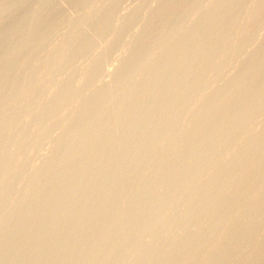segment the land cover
<instances>
[{
  "label": "rangeland",
  "instance_id": "obj_1",
  "mask_svg": "<svg viewBox=\"0 0 264 264\" xmlns=\"http://www.w3.org/2000/svg\"><path fill=\"white\" fill-rule=\"evenodd\" d=\"M113 1L0 0V173L20 161L0 177V194L40 165L26 189L0 202V264H264V0ZM118 29L127 32L120 45ZM215 35L223 39L187 48ZM190 60L207 73L191 69L183 87ZM146 80L153 88L179 81L190 93L157 96ZM135 89L140 97L130 98ZM152 100L168 106L148 113ZM82 113L79 122L72 116ZM47 178L55 183L44 187ZM57 195L37 214L39 201Z\"/></svg>",
  "mask_w": 264,
  "mask_h": 264
},
{
  "label": "bare ground",
  "instance_id": "obj_2",
  "mask_svg": "<svg viewBox=\"0 0 264 264\" xmlns=\"http://www.w3.org/2000/svg\"><path fill=\"white\" fill-rule=\"evenodd\" d=\"M114 1H115V0H114ZM114 1H113V2H114ZM117 1H118V0H117ZM158 1H159V0H158ZM212 1H213V0H212ZM216 1H218V0H216ZM216 1H214V2H216ZM221 1H222V0H221ZM229 1H230V0H229ZM229 1L227 2L228 4H229ZM95 2H96V1H95ZM97 2H99V1H97ZM97 2H96V3H97ZM115 2H116V1H115ZM115 2H114V4H115ZM119 2L121 3L122 1L119 0ZM132 2H133V1H132ZM132 2H131V3H132ZM149 2H151V0H150ZM222 2H225V1L223 0ZM222 2H221V3H222ZM93 3H94V2H93ZM116 3H117V2H116ZM133 3H134V2H133ZM140 3H141V2H140ZM145 3H146V2H145ZM158 3H159V2H158ZM227 3H226V4H227ZM109 4H110V3H108V5H109ZM118 4H119V3H118ZM123 4H124V3H123ZM143 4H144V3H143ZM147 4H148V3H147ZM226 4H225V6H227ZM110 5H111V4H110ZM115 5H116V4H115ZM222 5H223V3H222ZM99 6H100V5H99ZM112 6H113V4L111 5V9H112ZM116 6H117V5H116ZM136 6H137V4H136ZM141 6H142V5H141ZM141 6H138V8L141 7ZM145 6H146V5H145ZM149 6H150V5H149ZM201 6H202V5H201ZM223 6H224V5H223ZM228 6H229V5H228ZM97 7H98V6H97ZM113 7H114V6H113ZM126 7H127V6H126ZM126 7H124V8H126ZM108 8H109V6H108ZM87 9H90V8H87ZM129 9H130V8H129ZM129 9H128V11H129ZM132 9H133V8H131V11L133 12ZM134 9H135V8H134ZM144 9H145V8H144ZM104 10H105V9H104ZM109 11H110V9H109ZM109 11L107 12V10H106V12H105V11H104V12H105V13H109ZM112 11H113V10H112ZM110 13H112V12H110ZM211 13H212V12H210V14H211ZM126 14H127V13H126ZM189 14H190V13H189ZM208 14H209V13H208ZM208 14H206V15H208ZM210 14H209V17H208V16H205V18H206V19H207V18H212L211 15H212L213 13H212L211 15H210ZM184 15L186 16V14H184ZM184 15H183V18H184ZM213 15H214V14H213ZM104 16H105V18H106V15H104ZM123 16H124V15H123ZM144 16H145V15H144ZM189 16H190V15H189ZM191 16H192V15H191ZM191 16H190V17H191ZM210 16H211V17H210ZM102 17H103V16H102ZM225 18H226V17H225ZM145 19H146V18H145ZM185 19H186V18H185ZM185 19H184L183 22H185ZM203 19H204V18H203ZM222 19H223V18L220 19L221 21L219 20V21H220L219 24H222V23H221V22H222ZM226 19H227V18H226ZM99 20H102V19H99ZM187 20H188V18L186 19V23H187V25H188ZM190 20H191V19H190ZM204 20H205V19H204ZM204 20L202 21V24L205 23ZM208 20H209V19H208ZM208 20H207V21H208ZM210 20H211V19H210ZM97 21H98V20H97ZM103 21H104V20H103ZM149 21H152V20H150V19L148 18V19H146L145 21H142V22H144V23H143V27H144V25H145L147 22L149 23ZM188 21H189V20H188ZM219 21H218V22H219ZM190 22H191V21H190ZM193 22H195V20H194ZM196 22H197V20H196ZM27 23H29V22H27ZM97 23H99V22H97ZM104 23H105V22H104ZM104 23H103V22H102V24L99 23L100 25L94 23L93 25L96 24L97 26H100V28H101V26H103V28H104V25H105ZM186 23H185V25H186ZM191 23H192V22H191ZM191 23H189V25H190ZM22 24H23V23H22ZM24 24H25V22H24ZM181 24H182V22H181ZM181 24H180V25H181ZM192 24H194V23H192ZM91 25H92V24H91ZM106 25H107V24H106ZM106 25H105V26H106ZM180 25H179V26H180ZM203 25H204V24H203ZM19 26H20V25H19ZM125 26H126V24H125ZM127 26L129 27V24H128ZM127 26H126V27H127ZM134 26H135V25H134ZM141 26H142V25H141ZM145 26L147 27V25H145ZM179 26H178L177 28H179ZM181 26H184V25H181ZM21 27H23V25H22ZM41 27H42V26H41ZM132 27H133V26H132ZM19 28H20V27H18L17 30H19ZM42 28H43V27H42ZM121 28H122V27H121ZM140 28H141L140 30L142 31V34H143L142 27H140ZM144 28H145V27H144ZM91 29H92V28H91ZM105 29H106V27H105ZM122 29H124V28H122ZM122 29H120L121 32H120V30L118 29L119 32L116 34V35H117V36H116V39H117V40L115 39L116 42L119 41V42H118L119 45H120V41L123 42V39H124V38H121V36H126L125 34L127 33V32H125L126 29H125L124 32H122ZM129 29H130V27H129ZM129 29H128V31H129ZM133 29H134V28H133ZM17 30H14V33H13V31H12L13 34L10 33L9 36L6 37V38H9V39L11 40V37H12V39H13V37H14L15 34H16L15 32H17ZM92 30H93V29H92ZM97 30H98V29H97ZM171 30H173V29H170V32H169V30H167V32L165 31L166 33H164V34L161 36V39L165 38L168 32L171 33ZM174 30H175V28H174ZM174 30H173V31H174ZM176 30H177V29H176ZM136 31H137V30H136ZM136 31L133 32L134 35H137V34L140 35V34H141V32H140L139 30H138V33H136ZM243 31H244V30H241L239 33H242ZM18 32H19V31H18ZM18 32H17V33H18ZM139 32H140V33H139ZM110 33H111V32H110ZM114 33H115V31H114ZM169 33H168V34H169ZM236 33H237V32H236ZM236 33H235V34H236ZM16 35H17V34H16ZM109 35H110V34H109ZM130 35L132 36V34H130ZM221 35L224 36V35H226V34H221ZM237 35H238V34H237ZM74 36H75V35H74ZM74 36H73V37H74ZM110 36H111V35H110ZM113 36H114V35H113ZM128 36H129V35H128ZM167 36H168V35H167ZM218 36H219V35H218ZM223 36H219V38H218L217 35H215L216 38L214 37L213 39H211V38H207V39H206V38H204L203 36H201L200 38L197 37L196 39H195V37H194V39L191 38V39H193V40H192V41H189V42H188L187 40H185V41L188 42V43H187V48H191V47L194 48L195 46L197 47V46H199V45H201V44H204V43H206V42L217 43V41H219V39H220V41H221V37H222V39H223ZM226 36H227V35H226ZM226 36H224V38H227ZM58 38H59V37H57V39H58ZM70 38H72V37H70ZM113 38H114V37H113ZM166 38H167V37H166ZM166 38L163 39V40H166ZM44 39H45V38H44ZM44 39H43V40H44ZM67 39H69V38H67ZM88 39H89V38H88ZM125 39H126V40H125V43H126V41H127V37H126ZM128 39H129V38H128ZM6 40H7V39H6ZM45 40H46V39H45ZM55 40H56V39H55ZM59 40H60V39H59ZM59 40H58V41H59ZM70 40H71V39H70ZM188 40H189V39H188ZM58 41H57V42H58ZM60 41H61V40H60ZM72 41H73V39H72ZM85 41H86V39H85ZM85 41H84V42H85ZM181 41H182V40H181ZM181 41H179V42H181ZM185 41H184V42H185ZM88 42H89V41H88ZM93 42H94V41H93ZM95 42H97V41H95ZM59 43H60V42H59ZM61 43H63V42H61ZM82 44L87 45L88 43L86 44V42H85V43H82ZM89 44H90V43H89ZM155 44L157 45V43H155ZM182 44H183V42H182ZM113 45H114V46L111 45L113 49L109 47V51H111V50L114 51V49L116 48L115 45L117 46V44H113ZM81 46H82V45H81ZM87 46H88V45H87ZM87 46H86V48H87ZM108 46H110V44H109ZM108 46H106V47H108ZM106 47L104 48V49H105L104 51L109 52V51H107ZM119 47H120V46H119ZM119 47H118V48H119ZM185 47H186V46H185ZM84 48H85V47H84ZM151 48L155 49L156 46L151 47ZM92 49H93V48H92ZM233 49H234V48H233ZM233 49H232V50H233ZM79 50H80V49H79ZM81 50H82V49H81ZM93 50H94V49H93ZM117 50H119V49H117ZM188 50H189V49H188ZM232 50H231V51H232ZM236 50H237V48L235 49V52H236ZM241 50H242V48H240V52H241ZM102 51H103V50H102ZM104 51H103V52H104ZM231 51H230V53H232ZM242 51H243V50H242ZM247 51H248V50H247ZM78 52H79V51H78ZM83 52H84V51H83ZM89 52H90V51H89ZM89 52H88V53H89ZM103 52H102V53H103ZM235 52H234V53H235ZM249 52H251V51H249ZM76 53H77V52H76ZM76 53H75V54H76ZM100 53H101V52H100ZM136 53H137V54L133 53V55H130L129 57H126L125 61L127 62V61H129V60H137V59L140 58L141 55L143 54V52H141L140 54H139V52H136ZM209 53H211V52H209ZM209 53H208V54H209ZM214 53H215V52H214ZM216 53H217V52H216ZM237 53H238V50H237ZM75 54H74V55H75ZM78 54H79V53H78ZM78 54H76V56H77ZM204 54H205V53H204ZM206 54H207V53H206ZM211 54H213V53H211ZM217 54H218V53H217ZM235 54H236V53H235ZM240 54H241V53H240ZM246 54H247V53H246ZM251 54L254 55V53H251ZM19 55H20V53H19ZM69 55H70V54H69ZM69 55H68V56H69ZM209 55H210V54H209ZM214 55H215V54H214ZM263 55H264V54H263ZM15 56H16L15 58H18V57H17L18 54H16ZM206 56H207V55H206ZM206 56H205V55L203 56V54H202V58H203V57H205V58H203V60L201 59V60H202L201 63H202L205 59H208V58H209L208 56H207L208 58H206ZM210 56H212V55H210ZM216 56H217V55H216ZM13 57H14V56H13ZM20 57H21V55H20ZM72 57H73V56H72ZM74 57H75V56H74ZM15 58H14V59H15ZM14 59H13V60H14ZM174 59H175V58H174ZM180 59H181V58H180ZM15 60H16V59H15ZM178 60H179V58H178ZM52 61H53V60H52ZM55 61H56L57 64H58V61H57L56 59H55ZM170 61H171V62L174 61V62H172V65H173V64L175 65V63L177 62V59H176V60H173V59H172V60H170ZM191 61H192V60H190L189 63H190ZM194 61H195V60H194ZM194 61H193L192 63H190L192 66H188L189 69H190V70H189V71H190L189 75L187 76V74H186V72H185V75H184L185 77L183 78V80H182V78L179 79L180 81H182V84L184 83V86H183V87H185V85L187 84V82H189V78L192 77V74H193V73H191V69H194V67H196L195 65H196L197 63H199V62H195V64H194ZM56 62H55V63H56ZM96 62H97V61H96ZM96 62L94 61L93 63L88 64L89 66L86 67L87 69L84 70V71H86V73H91V72L93 71V69H95V67H96V64H97ZM171 62H170V63H171ZM181 62H182V60H181V61L179 60V63H178V64H181ZM46 63H49V60H47ZM60 63H61V62L59 61V64H60ZM170 63H167V65H170V66L173 68L174 65L172 66ZM189 63H188V64H189ZM50 64H52V62H50ZM53 64H54V63H53ZM53 64H52V66H53ZM98 64L100 65V63H98ZM43 65H44V63H43ZM163 65H164L165 67L167 66V65H165V64H163ZM163 65H162V66H163ZM97 66H98V65H97ZM164 66H163V67H164ZM44 67H45V65H44ZM46 67H47V64H46ZM48 67H49V66H48ZM50 67H51V66H50ZM167 67H168V66H167ZM167 67H166V68H167ZM199 67H200V65H199ZM160 68H162V67H160ZM166 68H165V70H164L165 72H167V71H166ZM196 68H198V67H196ZM201 68H203V67H201ZM74 69H77V68H74ZM74 69H73V71H75ZM156 69H157V68H156ZM175 69H176V67H175ZM175 69H174V70H175ZM187 69H188V68H187ZM187 69H186V70H187ZM203 69H204V68H203ZM247 69H250V68L245 67V69H241L239 72H242V73H248L249 70H247ZM71 70H72V69H71ZM77 70H78V69H77ZM152 70H153V69H152ZM152 70H149V71H151V73L155 71L154 73L157 72V75H158V73H159V72H162L161 70H163V69H161L160 71H159V68H158V71L155 70V69H154L153 71H152ZM167 70L170 71V72L173 71V70H170L169 67L167 68ZM195 70H196V69H194L193 71H195ZM197 70H198V69H197ZM197 70H196V71H197ZM201 70H202V69H201ZM201 70H198L199 73H200V72H203V73H204V70H203V71H201ZM164 71H163V72H164ZM170 72H169V73H170ZM173 72H174V71H173ZM239 72H238V73H239ZM149 73H150V72H148V74H149ZM154 73H152V74H153L152 76H149V75H148L147 78H149V77H153V76L155 75ZM167 73H168V72H167ZM187 73H188V71H187ZM206 73H207V72H206ZM206 73H204V74H206ZM118 74H119V73L116 72V73L114 74V77H116ZM159 74H160V73H159ZM190 74H191V77H190ZM200 74H202V73H200ZM129 75H130V74H129ZM72 76L74 77V75H72ZM186 76H187V77H186ZM193 76H195V75H193ZM32 77H33V76H32ZM69 77H70V76H69ZM197 77H198V73H197V76L194 77V78L197 79ZM34 78H35V77H34ZM67 78H68V77H67ZM71 78H72V77H70V79H71ZM194 78H193V81H195ZM198 78H199V77H198ZM63 79H64V78H63ZM149 79H151V78H149ZM199 79H200V78H199ZM228 79H230V78H228ZM32 80H33V79H32ZM34 80H35V79H34ZM59 80H60V79H59ZM66 81H68V80L66 79ZM143 81H144V80H143ZM143 81H142V82H143ZM146 81H147V86L150 87L152 83L148 82L149 80H146ZM64 82H65V79H64ZM64 82H61V84H62V83L64 84ZM68 82H69V81H68ZM74 82H75V81H74ZM168 82H169V81H164V80L162 81V80H161L160 82L157 83L156 88H153V86H151V87L153 88V89H152V90H153V94H156L157 96H159L160 94L165 93V94H167L168 98H169V97H174V96H175V93H176V91H177V89H178V87H179V85H178V87H177V86H175V84H180V82L178 81V83H175V84H173V83L171 84V83H168ZM190 82H192V79H191ZM253 82H254V80H253ZM65 83H67V82H65ZM69 83H72V81H70ZM61 84H58V85H60L59 87H61V86L63 85V84H62V85H61ZM67 84H68V83H67ZM67 84H64L65 86H64V85H63V86L66 88V87H68V86H66ZM104 84H105V82H104V83H100L99 85L97 84V86L95 85L96 87H95V89H93L92 92H95V91L99 90L100 88L103 87ZM142 85H143V84H142ZM149 85H150V86H149ZM54 86H55V85H54ZM69 86H70V85H69ZM154 86H155V85H154ZM186 86H187V85H186ZM137 87H139L138 84H137ZM143 87H145V86L143 85ZM183 87H182V88H183ZM62 88H63V87H62ZM139 88H140V87H139ZM139 88H138V90H139ZM179 88H180L181 90H178V92L181 91L180 94L183 93L182 90H185V89H182L181 86H180ZM90 89H91V88H90ZM142 89L145 90L146 87H145V89H144V88H142ZM206 89H207V88H206ZM135 90H137V89H135ZM138 90H137V91H138ZM146 90H147V89H146ZM174 90H175V91H174ZM211 90H212V89H211ZM211 90H210V91H211ZM215 90H216V87H215ZM218 90H219V89H218ZM90 91H91V90H90ZM90 91H89V92H90ZM116 91H117V90H116ZM127 91H128V90H127ZM141 91H142V90L140 89V91H138V92H136V91H134V92H129L130 95H131L130 98L138 97L139 94H141ZM161 91H162V92H161ZM205 91H206V90H205ZM210 91H209V92H206V93H203V94H201V95H199V96L201 97V96H203L204 94L206 95V94H208V93H211ZM92 92H90V93H92ZM139 92H140V93H139ZM173 92H175V93H173ZM186 92H187V91H186ZM201 92H202V91H201ZM121 93H122V90H121L120 94H118V91H117L116 94L121 95ZM184 93H185V91H184ZM184 93L182 94V97H183L185 94L190 93V92H187V93H185V94H184ZM212 93H215V91L212 92ZM127 94H128V93L123 94V97H124V96H127ZM143 94H144V93H143ZM180 94H176V96L178 95V96L180 97V96H181ZM195 94H196V93H195ZM197 94H199V93H197ZM241 94H242V93H241ZM11 95H12V94H11ZM11 95H10V96H11ZM192 95H193V94L191 93V95L189 94L188 96L191 97ZM34 96H35V95H34ZM38 96H39V95H38ZM76 96H77V95H76ZM76 96H75V97L73 96V97H74V98H78V97H79V96H77V97H76ZM141 96H142V95H141ZM178 96H177V97H178ZM73 97H71V99H72ZM139 97H140V96H139ZM179 97H178V98H179ZM196 97L198 98V95H196ZM251 97H252V96H250V95H248V96H242V97L239 98V102H242V101H248V100L251 99ZM35 98H36V97H35ZM80 98H81V97H80ZM124 98H125V97H124ZM128 98H129V94H128ZM130 98H129V99H130ZM184 98H185V96L183 97V99H184ZM186 98H187V97H186ZM192 98H194V97H192ZM248 98H250V99H248ZM31 99H32V98H31ZM31 99H29L28 102H29ZM59 99H60V98H59V96H58V98L55 100V103H57V102L59 101ZM179 99H180V98H179ZM187 99L189 100V97H188ZM0 100H1V99H0ZM72 100H75V99H72ZM72 100L70 101V103L73 102ZM181 100H182V99H181ZM77 101H78V99H77ZM122 101H123V100H122ZM185 101H186V99H185ZM31 102H32V100H31ZM31 102H29L30 105H31ZM124 102H125V101H124ZM127 102H128V101H127ZM185 103H186V102H185ZM25 106H27V102H26L25 105H23V108H24ZM167 106H168V105H167V101L152 100L151 102H150V101L146 102V103L143 105V109L147 111L149 108H152V109H155V111H156V110L159 111V113H160V110H161V109L164 110L163 108H166ZM27 107H29V106H27ZM116 107H117V106H116ZM120 108H121V107H119V106H118L117 108H114V107H113L114 110H118V111H120ZM110 109L113 111V113L116 112V114H117L118 111H114L112 108H110ZM152 109H150V111H151ZM158 109H159V110H158ZM20 110H21V109H20ZM162 110H161V111H162ZM112 111H111V112H112ZM150 111L148 110V113H149ZM157 111H156V114L158 113ZM99 112H100V107L97 108L93 113L89 114V116H91V117H95ZM144 114H145V115H144ZM77 115H78V114H76V115H72V116H73V117L76 116V121L79 122V120H81V118H82V116H83V113H82L81 115H78V116H77ZM155 116H156V117H159V116H157V115H155ZM145 117H146V112H145V111L141 112L138 121L140 122V121H142L143 119H144V120L147 119V117H146V118H145ZM172 117H175V116L173 115ZM72 119H75V118H71V121L69 120L68 122H72V123H74V122H73L74 120H72ZM144 120H143V121H144ZM76 121H75V123H76ZM88 148H89V147H88ZM88 148H87V149H88ZM85 149H86V148H85ZM84 151H85V150H84ZM87 152H88L87 154H91V153H92V152L89 153V151H87ZM43 155H44V154H43ZM46 155H47V154H46ZM46 155H45V158H44V156H42V157L45 159V163L48 162V161L46 160V159H48V157L46 158ZM124 155H125V154H124ZM38 156H40V155H38ZM208 157H210V159L212 158L210 155H209ZM208 157H207V159H209ZM234 157H236V159H238V157H240V154H239V155H236V156H234ZM234 157H233V158H234ZM18 158H19V157H18ZM34 158H36V156H35ZM109 158H111V157H109ZM15 159H17V157H16ZM15 159H13L14 161L11 159L13 162H11V160H9V163H8V161H7V164L4 163V164H6V166H5V168H3V169H5V170H3V169L1 170V173H0V177H1V178H4L3 176L6 177V175L9 173V171H10L13 167H16V166L20 163V161L18 162V161L15 160ZM40 159H41V157H40ZM49 159H50V158H49ZM49 159H48V160H49ZM207 159H206V160H207ZM19 160H20V159H19ZM21 160H22V158H21ZM33 160H34V159H33ZM35 160H36V159H35ZM37 160H38V159H37ZM112 160H113V159H112ZM15 161H17L18 164H16L17 162H15ZM42 161H43L42 163H44V160H43V159H42ZM46 161H47V162H46ZM64 161H67V160H64ZM68 161H69V160H68ZM40 163H41V162H40ZM32 164H33V163H32ZM104 164H105V163H104ZM15 165H16V166H15ZM97 165H98V164H97ZM101 165H102V164H101ZM31 166H32V165H31ZM38 166H40V165H36V166L34 165V166H32L31 169H30L31 171L28 172L29 174L27 173V171H26V174H22V176L20 177V181H19L18 185H16L15 187H12V188L9 189L8 191H5V193L0 194V202H1V201H5V200L7 199V196H8V195H11V194L16 193V192H18V191H22V190L26 189V187L29 186V185L27 184V183H29V182H28L29 179H30L31 177H32L31 179H33V177L37 175L36 170L38 169V168H37ZM95 166H96V165H95ZM2 167H4V166L2 165ZM2 167H1V168H2ZM98 167H101V166L99 165V166H97V168H95V167H84V168L80 171V175H81L82 177L86 178V175L88 176V174H89V173H92V171H93L94 169H96V170L99 169ZM188 168H189V167H188ZM28 171H29V170H28ZM37 171H38V170H37ZM94 171H95V170H94ZM24 172H25V171H24ZM24 172H23V173H24ZM139 174H140V173H139ZM33 175H34V176H33ZM136 175H137V174H136ZM141 176H143V175H142V172H141ZM37 177H38V176H37ZM37 177L34 178V179H38ZM1 178H0V182H1ZM2 180H3V179H2ZM39 180H40V179H38V181H39ZM38 181L36 180V182H38ZM30 182H31V181H30ZM40 182H41V181H39V183H40ZM31 183H34V182L32 181ZM42 183H43V185L45 184L44 187H49V186L53 185V184L55 183V181L52 180V178H47L46 180H44V182L42 181ZM42 183H41V184H42ZM81 183H82V184L78 185L79 191H80V188L85 187V186H84L85 183H83L82 181H81ZM29 184H30V183H29ZM34 184H35V183H34ZM34 184H32V186H33ZM41 184H40V185H41ZM35 185L37 186V185H39V184L36 183ZM99 185H100V184H99ZM36 186H35V187H36ZM200 186H201V185H200ZM96 187H97V186H96ZM30 188H31V187H30ZM97 188H98V187H97ZM81 191H82V189H81ZM8 197H9V196H8ZM122 198H125V197H122ZM60 199H61V195H57V196H56L54 199H52V200H45V199L42 200V199H41L42 201H39V204H38V206L36 207V208H37V214L39 213V211H40V209H41L42 207L46 206L47 204H55V203H57L58 201H60ZM144 202H145V200H142L141 203H144ZM137 203H139V202H137ZM137 203H136V205H137ZM136 205L132 206L131 208H133V207L135 208ZM139 205H141V204H138V206H139ZM134 208H133V209H134ZM54 222H55V221H54L53 218H52V220L49 222V224H47L44 228H46L48 225H51V224L54 223ZM0 226H1V225H0ZM0 228H3V227H0ZM16 228L18 229L19 226H16ZM16 228H15V226L13 227L14 230H15ZM3 229H4V228H3ZM36 229H38V228H36ZM0 231H2V230L0 229ZM44 242H45V241H42L41 244L44 243ZM27 243H29V240H28V239H27L24 243L20 244V246H18L17 251H21L22 249H24V247H26V244H27ZM240 243H241V242H240ZM242 244H244L243 241H242ZM242 244H239V245H242ZM237 246H238V244H237ZM11 256H12V255H11ZM9 257H10V256H8V258H9ZM8 258H5L4 260H6V259H8Z\"/></svg>",
  "mask_w": 264,
  "mask_h": 264
}]
</instances>
